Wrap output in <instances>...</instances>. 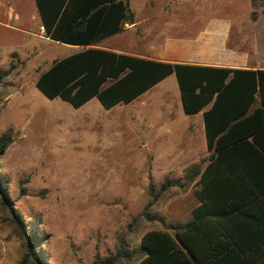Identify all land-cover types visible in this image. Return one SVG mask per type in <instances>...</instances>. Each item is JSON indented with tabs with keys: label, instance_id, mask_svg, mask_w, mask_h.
<instances>
[{
	"label": "rangeland",
	"instance_id": "1",
	"mask_svg": "<svg viewBox=\"0 0 264 264\" xmlns=\"http://www.w3.org/2000/svg\"><path fill=\"white\" fill-rule=\"evenodd\" d=\"M1 1L0 135L11 129L14 138L0 155L1 192L12 212L41 237V264H95L116 252L120 238L133 248L147 231L174 223L182 194L195 193L198 177L188 182L192 163L177 158L180 147L163 146L148 127L158 107L171 105L176 117L182 104L176 75L112 110L97 98L78 110L59 97L48 99L36 86L39 74L53 61L51 55L79 49L7 29L1 22L9 4ZM131 7L145 19L135 31L140 47L156 43L149 46L152 55L161 49L159 32L167 24L173 35L191 37L208 24L231 20L250 47L257 21L264 19V0H132ZM147 24L152 32L144 34ZM99 107L102 112H95ZM182 112L184 121L198 118ZM169 180L178 185L150 207L155 218L140 216L153 199L149 187L158 192ZM9 218L0 194V264H19L27 246Z\"/></svg>",
	"mask_w": 264,
	"mask_h": 264
},
{
	"label": "trees",
	"instance_id": "2",
	"mask_svg": "<svg viewBox=\"0 0 264 264\" xmlns=\"http://www.w3.org/2000/svg\"><path fill=\"white\" fill-rule=\"evenodd\" d=\"M130 1L36 0L47 37L86 47L55 60L36 86L74 108L96 97L111 109L175 74L187 114L211 104L204 111L209 163L202 169V159L187 168L188 182L199 176L195 193L202 203L191 220L149 230L133 248L122 237L116 252L95 264H264V68L173 63L96 47L134 22ZM13 139L11 129L0 135V155ZM172 185L178 183L169 180L158 192L151 185L153 199L140 216L153 220L148 210ZM3 189L0 180L1 204L27 246L19 264H41V237L12 212Z\"/></svg>",
	"mask_w": 264,
	"mask_h": 264
},
{
	"label": "crops",
	"instance_id": "3",
	"mask_svg": "<svg viewBox=\"0 0 264 264\" xmlns=\"http://www.w3.org/2000/svg\"><path fill=\"white\" fill-rule=\"evenodd\" d=\"M7 2L9 7L7 11H3L5 21L1 22V25L3 24V26H5L7 29L32 36H39L41 39L49 40V42L51 41L53 43H60L66 47L70 46L74 49H79V51L86 48L85 46L62 43L47 37L45 35V29L36 5V0H7ZM131 2L132 0L130 1V5ZM11 4H14V7H12ZM2 5L3 1L0 0V6ZM134 13L135 19L133 23H126L124 29L121 32L103 39L95 46L118 53H125L147 59L162 60L173 63H195L231 68H264V19H262V17L257 21L258 24L255 26L256 34H254L252 45L250 47L246 45L248 38L243 37V33L241 34L242 28H239V30L238 28L233 30V23L231 20H229L228 24L221 22H215L210 25L208 24L205 29L198 31L191 37L187 35H173L171 32V24H167L163 27V30L161 29L159 32V37H161L159 40L161 49L156 51L155 55H152L150 52L154 48L149 46L156 45V43L152 40L148 41L143 47H140L139 38H136L135 31L138 30L139 26L145 21V19H139L136 11H134ZM144 27V34H149L152 32V28H150L148 24ZM129 36L132 38V40L130 42H126V39L129 38ZM141 48L146 49V51L143 52L139 50ZM70 55L71 53L67 55H51L53 61L46 70H48L53 65L55 60L65 58ZM169 76H167L165 79H167ZM170 97L173 96H163L162 98L166 99ZM175 99L178 100V98ZM91 100H89L83 106L88 104ZM260 103V96H257L255 106H258ZM115 107L111 109H106L104 107V109L112 110ZM210 107L211 104L205 106L200 112L191 114L198 115V118L195 122L184 121L182 119V110L184 111L183 103H179V107L176 110V117L173 116V109L171 105L158 107L155 112V114H157V118L154 117L151 124H149V134H153L155 139H162V145L165 147H180L177 158L186 156L187 160H189L188 163L198 162L201 159H207L210 151L207 146L204 111L208 110ZM80 108L74 109L78 110ZM96 111L102 112L100 107L96 108L95 112ZM86 113L90 118H95V113L92 111H87ZM184 113L187 114L185 111ZM203 139H205V147ZM174 153L175 151L170 152L169 155H167L173 156ZM167 157L166 161L168 160L169 162L177 160L176 158L169 160ZM208 163L209 160L207 159L204 162L202 169H204ZM182 195L183 196L179 202V208L172 216V220L174 222L172 224L187 223L193 218V210L202 204L196 193L190 194L188 190Z\"/></svg>",
	"mask_w": 264,
	"mask_h": 264
}]
</instances>
